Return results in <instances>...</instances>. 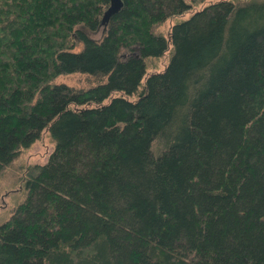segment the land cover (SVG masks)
I'll return each mask as SVG.
<instances>
[{"label":"trees","instance_id":"16d2710c","mask_svg":"<svg viewBox=\"0 0 264 264\" xmlns=\"http://www.w3.org/2000/svg\"><path fill=\"white\" fill-rule=\"evenodd\" d=\"M120 1L0 0V264H264V2Z\"/></svg>","mask_w":264,"mask_h":264},{"label":"rangeland","instance_id":"374dc122","mask_svg":"<svg viewBox=\"0 0 264 264\" xmlns=\"http://www.w3.org/2000/svg\"><path fill=\"white\" fill-rule=\"evenodd\" d=\"M220 0H206L199 4H193V9L187 12L185 15L177 18L168 19L162 26L157 29V32L162 34L165 38L171 29V26L180 21L186 20L190 15L211 2ZM233 2H248L251 0H230ZM261 1L264 0H253ZM100 31L93 35V38L100 39L102 36ZM82 49V45H77L75 52H79ZM136 51V50H135ZM168 63V55L157 60L148 59L146 61V75L152 72H160L164 69ZM56 84H64L77 90L87 89L90 82L88 79L80 74H74L69 76H60L57 78ZM54 144L47 131L41 134V137L35 142L29 149L21 151L19 155L13 160V162L3 170L0 175V226L8 221L16 207L24 202L26 199V192L22 186L23 172L30 166L44 164L53 151Z\"/></svg>","mask_w":264,"mask_h":264},{"label":"water","instance_id":"95a60500","mask_svg":"<svg viewBox=\"0 0 264 264\" xmlns=\"http://www.w3.org/2000/svg\"><path fill=\"white\" fill-rule=\"evenodd\" d=\"M122 7V3L120 0H110L109 8L104 12L101 24L106 25L111 16L118 13Z\"/></svg>","mask_w":264,"mask_h":264}]
</instances>
